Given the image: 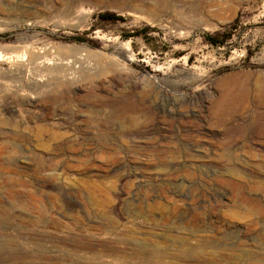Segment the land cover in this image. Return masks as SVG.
<instances>
[{"label":"rangeland","instance_id":"374dc122","mask_svg":"<svg viewBox=\"0 0 264 264\" xmlns=\"http://www.w3.org/2000/svg\"><path fill=\"white\" fill-rule=\"evenodd\" d=\"M119 1L0 0V257L264 264V0Z\"/></svg>","mask_w":264,"mask_h":264},{"label":"bare ground","instance_id":"6f19581e","mask_svg":"<svg viewBox=\"0 0 264 264\" xmlns=\"http://www.w3.org/2000/svg\"><path fill=\"white\" fill-rule=\"evenodd\" d=\"M90 1L91 0H67V2L65 3L66 4L65 5L66 6L65 7L66 8L65 13H63L64 10L61 13H63L64 18H65V15L68 17L70 14L76 13L77 10L79 8H81L82 5L83 6L86 5V3L90 2ZM150 1H153L155 3V1H157V0H120L119 2H121V4L131 3L140 12H149V11H151ZM79 61H80V59H79ZM45 63H46V61L42 62V64H45ZM63 65L66 66V65H68V63H63ZM32 222H28V224H31ZM24 223H25V221H24ZM31 226H35V225H31ZM32 236H34V235H32ZM32 236L23 235L22 237H24V238H22L20 235L16 236L15 238L9 237V238H7L6 242H7V245L13 246V245H15L14 243L16 242V239L17 240L20 239V240H23V243L27 247H29V248L33 247L34 253H32L30 256H38V254H40V253H42V255L43 254L49 255L51 253L53 247L52 248L49 246L46 247L43 242L38 241L39 239H36V238H34L35 236L34 237H32ZM99 254H100V252H99ZM101 256H104V255H101ZM27 257H28V255H19V254L17 256H13V255L2 256V257H0V264H27V262H28L27 260H29Z\"/></svg>","mask_w":264,"mask_h":264},{"label":"trees","instance_id":"16d2710c","mask_svg":"<svg viewBox=\"0 0 264 264\" xmlns=\"http://www.w3.org/2000/svg\"><path fill=\"white\" fill-rule=\"evenodd\" d=\"M100 18H101L102 20H111V18H113V17H111V16H109V15H102ZM208 39H209L211 42L216 43V42H215V39H214L213 37H208Z\"/></svg>","mask_w":264,"mask_h":264}]
</instances>
